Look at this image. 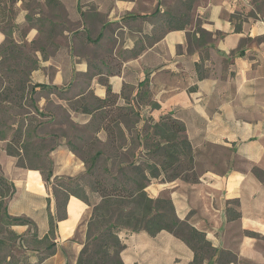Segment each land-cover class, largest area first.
<instances>
[{
	"label": "crops",
	"instance_id": "1",
	"mask_svg": "<svg viewBox=\"0 0 264 264\" xmlns=\"http://www.w3.org/2000/svg\"><path fill=\"white\" fill-rule=\"evenodd\" d=\"M159 16L179 25L156 35ZM7 38L54 39L38 49L36 105L42 118L56 122L55 106L88 131L67 138L46 122L44 132L33 128L38 141L52 142L43 152L48 183L43 163L20 166L6 149L11 134L0 139V167L14 185L7 211L30 220L13 226L28 240L25 264H77L101 197L86 184L76 188L86 199L66 197L58 180H93L100 161L106 171L135 153L148 160L145 141L168 115L185 126L192 167L172 178L161 172L147 192L172 199L180 219L234 254L227 264H264V0H0V46ZM126 151H134L127 161ZM119 237L125 264L195 257L168 230L122 229Z\"/></svg>",
	"mask_w": 264,
	"mask_h": 264
},
{
	"label": "trees",
	"instance_id": "2",
	"mask_svg": "<svg viewBox=\"0 0 264 264\" xmlns=\"http://www.w3.org/2000/svg\"><path fill=\"white\" fill-rule=\"evenodd\" d=\"M18 50H20L19 45L12 38H7L0 46V51L9 56H15ZM35 65H37V61ZM199 76H203L200 68ZM38 85L32 86V92ZM37 111L39 110L37 109ZM25 134L26 132L24 134L20 132V135L13 134L10 143L6 146L10 155L19 157L18 163L23 167H27L26 159L42 157V152H37L40 151L39 149L32 152V157H28L27 153L34 149V138L29 137V141L24 143L22 135ZM6 136L7 133L0 130V139H5ZM15 141H22V144L14 147ZM40 141L44 142L46 139ZM146 145L148 160L137 162L138 155L135 153L134 159L130 163L126 166H118L117 174L112 180L102 176L96 177L95 180H85L82 176L77 179L61 178L65 181L60 186L66 190V197L75 193L86 199L81 192L76 190V188H81L80 185L84 186L83 184L88 185L101 197L100 201L93 206L92 216L88 222L86 243L77 264H125L121 257L124 244L119 237V232L122 229L145 230L151 235L162 230L174 233L185 240L195 251L194 260L190 264H205V261L217 252L220 264L234 261L236 259L234 254L223 250L219 252L212 246L204 232L192 226L187 220L180 219L176 214L172 199L165 196L153 198L146 190L152 177H158L161 172L169 171V175L166 174V177L172 178L192 167L193 148L185 135V126L170 115L164 116L160 122L154 125V132L148 136ZM45 157L47 158V156ZM152 159L156 162H152ZM51 175L52 170L49 169L44 175L47 183ZM185 178L188 179L191 176L186 175ZM13 193V183L0 172V224L2 226L30 221L27 218L12 216L8 213L7 203ZM54 230L55 223L51 217V228L48 235L53 234ZM15 236H19L15 240L18 239L22 250L24 247H28V240L25 239V236L18 233ZM31 240L35 241L34 238ZM12 244L14 242L11 239L0 237V252H5L8 248L11 249L7 254L0 256V264H25L23 253L21 258H14V254L11 253ZM206 264H211V262Z\"/></svg>",
	"mask_w": 264,
	"mask_h": 264
},
{
	"label": "rangeland",
	"instance_id": "3",
	"mask_svg": "<svg viewBox=\"0 0 264 264\" xmlns=\"http://www.w3.org/2000/svg\"><path fill=\"white\" fill-rule=\"evenodd\" d=\"M163 19L164 17L162 18L160 16L157 19L158 32L156 35H161L162 32L167 28L177 25L176 23H165ZM15 41L19 45L20 49L17 51L15 56H9L7 54L5 55V53L3 54V52L0 51V53H2L0 54L2 55L0 56V130H3L8 135L11 134V136L13 134L20 135V132L23 134L26 132L24 136L22 135V140L24 143L29 141V137H33L34 149L30 153L28 152L27 155L30 158L32 157V152L39 149L42 151V157L38 159H28L25 163L27 165L29 164L30 167L33 164L36 165L35 167H39L37 165L38 162L43 163L44 166L42 165L40 167L43 174L45 175V173H47L51 168L49 167L50 163L43 152L45 147L51 146L52 142L37 141L35 135L32 133L33 128H38L37 126L40 125V130L44 132L45 129H47V126L44 125L46 122L48 123V127L51 125L50 129L54 130L55 126V129L60 132L61 135H64L67 138H71L77 134H82L85 137L88 131H84L83 129L79 130V128H77L76 125L71 122L69 112L63 111L58 107L49 106L51 111H55L59 115V118L56 122H52L53 120L50 118H42L43 116L41 113L43 114V112L37 111L39 108L35 102V91L32 92V73L38 65L39 47H43V45H48L51 42H54V39L52 40L51 38H44L34 40L32 42H22V40L15 39ZM52 47L53 46H51V48L48 47V53H51L54 50ZM42 56L46 57L47 54L42 53ZM36 61L37 65H35ZM97 124H100V122ZM87 139L89 142L99 145V139L96 138L91 132L88 133ZM9 143L10 142H8L6 146ZM20 144H22V141H15L14 147L15 145L17 146ZM145 147L147 149V145ZM144 152L147 155V151ZM110 153L113 154L114 152L111 151ZM132 155H134V151H126L120 159H125V161L130 160ZM101 163L102 161L99 162V167L97 168L98 171H96L97 173L95 178L102 176L108 180H112V178L115 177V174H117L116 171L118 170V166H115V163H113L114 166H112L110 170L106 169L105 171L102 169L100 165ZM128 163H130V161ZM0 172L3 174L1 167ZM63 180L64 179H59L57 182L58 185L65 183ZM13 226V224H5L3 226L0 224V237L6 238L7 240L11 239L14 242L15 245L12 244L13 250L11 253L14 254V258L18 259L21 258L22 253H25V247L22 250L18 243V239L15 240V238H18L19 236H15L17 232L14 230ZM9 250L11 251V249L8 248L5 250V252H0V256L7 254Z\"/></svg>",
	"mask_w": 264,
	"mask_h": 264
}]
</instances>
